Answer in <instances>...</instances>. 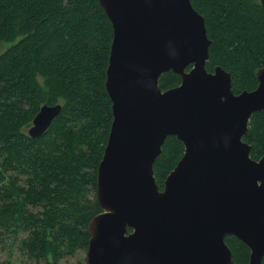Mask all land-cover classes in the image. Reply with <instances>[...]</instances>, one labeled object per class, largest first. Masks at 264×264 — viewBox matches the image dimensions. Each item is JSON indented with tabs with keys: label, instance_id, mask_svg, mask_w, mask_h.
<instances>
[{
	"label": "water",
	"instance_id": "obj_1",
	"mask_svg": "<svg viewBox=\"0 0 264 264\" xmlns=\"http://www.w3.org/2000/svg\"><path fill=\"white\" fill-rule=\"evenodd\" d=\"M98 3L113 31L104 84L112 121L86 264H233L226 236L248 247V264H262L264 154L251 158L242 138L264 111V66L255 89L235 94L228 71L206 69L212 42L191 0ZM170 71L181 81L162 90ZM61 110L41 106L28 135L45 134ZM169 136L184 152L160 190L153 165Z\"/></svg>",
	"mask_w": 264,
	"mask_h": 264
},
{
	"label": "trees",
	"instance_id": "obj_2",
	"mask_svg": "<svg viewBox=\"0 0 264 264\" xmlns=\"http://www.w3.org/2000/svg\"><path fill=\"white\" fill-rule=\"evenodd\" d=\"M204 17L211 46L206 69L221 66L235 94L257 86L264 66V8L259 0H191ZM112 26L98 0H0V241L34 264H58L87 250L88 224L100 212L97 166L112 121L105 90ZM173 72L160 76L167 90ZM61 113L39 138L27 131L44 104ZM243 141L264 154V111L252 115ZM184 152L169 136L153 165L158 188ZM225 242L233 264H248L249 249ZM5 264V263H0ZM264 264V257L262 259Z\"/></svg>",
	"mask_w": 264,
	"mask_h": 264
},
{
	"label": "rangeland",
	"instance_id": "obj_3",
	"mask_svg": "<svg viewBox=\"0 0 264 264\" xmlns=\"http://www.w3.org/2000/svg\"><path fill=\"white\" fill-rule=\"evenodd\" d=\"M6 44L0 45V50H5ZM0 263L5 264H34L27 253L18 247L9 251V248L0 241ZM58 264H86V250H78L70 256L62 258Z\"/></svg>",
	"mask_w": 264,
	"mask_h": 264
}]
</instances>
